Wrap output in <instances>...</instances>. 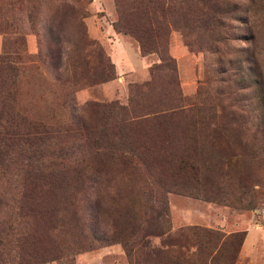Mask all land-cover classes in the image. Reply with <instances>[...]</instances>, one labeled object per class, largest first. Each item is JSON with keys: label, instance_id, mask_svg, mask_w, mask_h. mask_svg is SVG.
Segmentation results:
<instances>
[{"label": "trees", "instance_id": "obj_1", "mask_svg": "<svg viewBox=\"0 0 264 264\" xmlns=\"http://www.w3.org/2000/svg\"><path fill=\"white\" fill-rule=\"evenodd\" d=\"M255 1L113 0L114 31L131 36L141 55L155 53L158 61L149 66L148 80L129 86L125 104L85 102L73 128L23 108L20 74L34 58L23 53L21 40L3 48L0 264H73L74 254L114 242L121 244L128 264H234L244 231L187 225L170 235L169 224L159 230L134 224L135 205L144 194L162 195L166 205L158 215L167 216V192L199 183L219 191L220 179L232 187L238 158L250 163L255 155L229 150L231 145H242L248 132L264 144V77L253 54L242 58L232 43L235 24H246L243 16L252 17ZM52 9L44 45L57 80L76 90L112 79L113 64L83 28L86 13L76 17V9L62 2ZM71 17L80 28L76 36L65 32ZM170 30H178L190 49L215 54L220 85L210 102H184L167 50ZM164 70L170 77L155 90L154 77ZM243 89H250L251 100L241 96ZM101 176L108 185L117 176L125 181L122 205L105 214L113 227L108 235L98 228V202L88 196ZM261 184L258 178L236 188L243 193ZM152 237L161 239L159 244L151 243Z\"/></svg>", "mask_w": 264, "mask_h": 264}, {"label": "rangeland", "instance_id": "obj_2", "mask_svg": "<svg viewBox=\"0 0 264 264\" xmlns=\"http://www.w3.org/2000/svg\"><path fill=\"white\" fill-rule=\"evenodd\" d=\"M61 2L76 9V17L82 11L86 13V16L81 19L83 28L88 38L99 45L113 64L112 79L84 85L76 90H73L71 86L66 87L65 83L57 80L56 73L49 65L50 58L44 44L51 25L52 8ZM255 3L256 11L251 12L252 17L247 14L243 16L247 19L245 25L244 23L236 25L234 22L237 38L232 43L242 58L250 60L253 54L256 66L264 77V0H256ZM74 19V17L70 18L65 32L76 36L80 28L76 26L77 24L75 25ZM115 19L113 0H90V2L85 0H0V52L5 47L16 46L21 40L23 53L34 58L31 67L26 68L20 74L19 99L23 108L28 109L38 118H46V115L52 116V122L73 128L74 120L83 115L80 107L85 102L116 100L125 104L128 99L129 86L148 80L150 78L149 66L157 62L158 57L155 53L147 54L148 65L143 67V59L140 58L142 55L137 42L128 34L114 31L111 23ZM110 28L119 34L118 40L110 33ZM249 36L250 41H248ZM167 50L175 61L177 83L184 102L197 105L202 98H205L206 103L210 102V99H213L210 97H213L215 89L220 85L217 81L218 74L215 72V54L190 49L183 43L178 30H170ZM93 53L95 55L92 59L96 62L99 57L96 50ZM247 65L251 66L253 63L248 62ZM169 77L170 71H159L154 77V89H161ZM239 93L248 101L252 99L250 89H243ZM240 102L244 104L245 101ZM229 132L232 136L234 131ZM251 138V132L242 134V145H237L235 141L229 149L255 155L250 163L248 159H245L248 157L238 158L237 169L232 178L235 184L232 187L227 184L228 182L220 179L218 180L221 187L219 191H209L206 185L199 183L189 186L186 191L167 192V216L158 215V211H163L166 205L162 200V195L144 194L135 205L137 215L134 224H141L150 230H159L169 224L171 226L170 235H173L179 227L194 225L179 223L183 220L181 217L183 213L189 215L192 212L191 208L194 203H207L217 208L218 217L224 215L228 217V212L236 210L264 208V144L256 138L253 140ZM240 171L241 173L238 174L237 172ZM258 178L262 180L260 186H254L253 189L243 193L240 187L241 193L237 192L236 187L241 186L242 182L249 183ZM112 181L108 185L104 177H99L94 190L88 195L90 199L98 202V228L102 229L105 235L113 233V227L107 223L105 214L112 208H120L122 203L119 196L124 191L123 178L117 176ZM116 218L114 224L118 228L121 224L118 217ZM213 225L215 226H201L220 230L217 223ZM160 240L158 237H152L151 243L159 244ZM45 263L56 264L55 261L37 264ZM73 264H128V260L121 244L114 242L74 254Z\"/></svg>", "mask_w": 264, "mask_h": 264}, {"label": "crops", "instance_id": "obj_3", "mask_svg": "<svg viewBox=\"0 0 264 264\" xmlns=\"http://www.w3.org/2000/svg\"><path fill=\"white\" fill-rule=\"evenodd\" d=\"M109 31L118 40L119 34H116L111 28ZM147 57L146 55L140 56L143 59V67L148 65ZM216 210L217 208L207 203H194L191 208L192 212L189 215L183 213L181 216L183 220L179 223L209 227H213L215 226L213 223H217L220 230L225 233L244 231L234 264H264V208L231 211L228 212V217L225 215L218 217Z\"/></svg>", "mask_w": 264, "mask_h": 264}]
</instances>
